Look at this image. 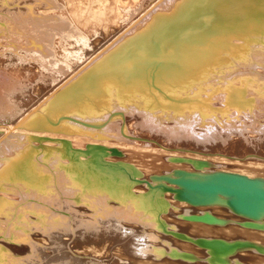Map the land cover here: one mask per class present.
Returning <instances> with one entry per match:
<instances>
[{"label":"bare ground","instance_id":"bare-ground-1","mask_svg":"<svg viewBox=\"0 0 264 264\" xmlns=\"http://www.w3.org/2000/svg\"><path fill=\"white\" fill-rule=\"evenodd\" d=\"M259 43L264 0H0V264H264V208L183 185L264 191V71L242 67Z\"/></svg>","mask_w":264,"mask_h":264},{"label":"water","instance_id":"water-1","mask_svg":"<svg viewBox=\"0 0 264 264\" xmlns=\"http://www.w3.org/2000/svg\"><path fill=\"white\" fill-rule=\"evenodd\" d=\"M183 185L187 187V193L191 194V198L188 199V201L192 204H204L209 201L210 198L221 192L230 195V202L235 210H238L250 219H255L264 208V191L256 187L254 183L236 175L220 174L219 177L213 181L187 179L183 180ZM191 217L203 222L217 221L216 217L209 213L200 215L192 214ZM248 222V225L251 227H262L258 221L252 220ZM205 240L210 247H214L220 252L229 249L230 246L219 240L204 239V241Z\"/></svg>","mask_w":264,"mask_h":264},{"label":"rangeland","instance_id":"rangeland-1","mask_svg":"<svg viewBox=\"0 0 264 264\" xmlns=\"http://www.w3.org/2000/svg\"><path fill=\"white\" fill-rule=\"evenodd\" d=\"M252 47H256L255 49L257 50V51L254 50L253 53H256V54L258 53V54H259V55L257 54L258 56H263V57H264V55H263V54H264V49H263L264 47H263V44H260V43H259V45L254 44V46H252ZM257 47L260 48V49H258ZM258 50H259V52H258ZM261 50H262V51H261ZM260 51H261V52H260ZM260 53H261V54L263 53V54L261 55ZM256 57H257V56H256ZM256 57H255V58H256ZM257 58H258V57H257ZM253 62H256V61H253ZM262 63H263V65H264V58H263V62H262ZM262 63H261V65H260L259 63H248V65H246V66H242V67H248V66H251V67H253V68H257V67H259V68H261V70L264 71V69H263L264 67H262V66H263ZM249 64H250V65H249ZM258 65H259V66H258ZM257 112H258V111H257ZM258 115H259V117L262 116V115H264V111L262 110V112H258ZM261 118H263V117H261ZM261 118H260V119H261ZM217 125H218V124H217ZM174 161H175V159H174ZM63 189H64V188H63ZM63 189L61 188V189H60L61 191L59 190V192H60L61 194H60V193L58 194V193H57L58 191H56V193H57V195H59V197L55 194V191H54V193H53L52 196L50 195V196L46 197L47 200L49 199V203H50V205H49L48 201H47V204H46L45 199H44L45 196L43 197V196L39 195V199H40V203H41V205L44 204V205L42 206V209H43V210L41 209V211H43V212H42L43 214L40 213V212H38V216H37L35 213H34V214H33V213H30V214H31L30 216H32V217H29L30 220H29V223H27V226L29 227V229H26V230H25V232H27V234L30 233V234L34 235V234H37V233H41V234L44 233V229H45V227H48V225H50L49 227H51V223H50L51 220H52V214H51V212L53 213V212H59V211H60V210L58 209L59 207H57L56 205L60 206V205H59V204H60V201L63 200V199H65V200H71V199H73V198L76 196V195H74V191L71 190V192H70V191H69L70 189H68V188H67L68 190H67V189H66V190H63ZM62 191H63L65 194H63ZM68 191H69V193H68ZM66 192H67V193H66ZM13 194H14V193H12L11 195H13ZM62 194H63V195H62ZM68 194L71 196V198L68 196ZM71 194H72V195H71ZM64 195L67 196V197L65 198ZM13 196H14V195H13ZM53 196H54L55 198H54ZM56 196L58 197V199L56 198ZM60 196H63V198H62L61 200L59 199V198H61ZM72 196H73V197H72ZM17 197H18V195H17ZM40 197H42L44 200H43L42 198H40ZM49 197H50V198H49ZM51 197H53V199H52ZM20 198L22 199V197L19 196V198H17L16 201H15V199H13V200H14V203L16 202V203H15L16 205H17V203H19V202L22 201V200H20ZM31 198H33V197H30V198L28 197V200H29V201L27 200V201H24V203H23V202H22V203L25 205L26 202L28 203V202L31 201V202H35V203H37V204L40 205V203H39V201H38L37 198H36L37 201H33V200H35V197H34V199H31ZM41 199H42V200H41ZM50 199H51V202H50ZM18 200H20V201L17 202ZM53 200H54V201H53ZM77 200H78V202H79V201H80V197H77ZM42 201H44L45 203H42ZM12 203H13V201H12ZM14 203H13V205H15ZM19 204H20V205H17V207H16V206H13V205L11 204L10 206H13L11 209H13V208L15 207V208L13 209L14 212L17 211V209H20V208L23 209V208H24L23 204H22V205H21V203H19ZM55 204H56V205H55ZM41 205H40V207H41ZM45 205H46V206L48 205V206H47L48 209H53V210L49 211V214H51V216L48 215V209L46 208ZM54 205H55V206H54ZM20 206H21V207H20ZM22 206H23V207H22ZM44 208H45V209H44ZM21 209H20V210H21ZM39 209H40V208H39ZM39 209H38V211H40ZM20 210H19V211H20ZM28 210H29V209H28ZM28 210H26L25 213H29L30 210H29V211H28ZM9 211H10V213H11L12 210H9ZM13 211H12V213H13ZM45 211H46L47 213H46ZM70 212H72V211H70ZM12 213H11V214H12ZM17 213H18L19 215L21 214L20 212H16V213L14 214V216H17V215H18ZM25 213H24V214H25ZM39 213H40V214H39ZM44 213H45V214H44ZM59 213H60V212H59ZM3 214H4V213L0 214V217H1V219H0V225H5V226L7 225V227H8V226L11 225V222H10V221H7V219H6V215L4 216ZM46 214H47V216H46ZM80 214H81V213H78V215H76V217L74 216V218L71 219V221H72V224H71V225H73L74 223H76V226L79 224V227H80V222H78V220H77V219H79V215H80ZM21 215H22V217H23V213H22ZM27 215H28V214H27ZM97 215H98V214L95 213L94 217L97 218ZM35 216H36V217H35ZM44 216H46V217H47L46 219H48V220L51 218V220L46 221V219H45ZM88 216H90V215H88ZM33 217H34V219H33ZM98 217H99V216H98ZM35 218H36V219H35ZM5 219H6V221H5ZM39 219H42L43 222L40 221ZM104 219H105V218H104ZM44 220H45V221H44ZM76 220H77V221H76ZM105 220H106V219H105ZM2 221H3V222H2ZM23 221H24V220H22V221H20V222H23ZM35 221H36V222H35ZM110 221H111V222L108 223V224H114V223H116V221H114V220L112 219V217H110ZM5 222H6V223H5ZM38 222H39L40 225L38 224ZM1 223H2V224H1ZM69 225H70V224H69ZM69 225L67 224V225H65V226L63 225V226H64V227H67V226H69ZM63 226L61 225V228H62ZM37 227H38V228H37ZM64 227H63V228H64ZM16 228L19 229V230L22 229V227H20V226H19V227H16ZM63 228L60 229V227H58V228H57V227H55V228L53 227V228H51V229H53L52 232H53V231H56L55 233H57V231L60 232L59 230H61V232L65 231V229L63 230ZM54 229H56V230H54ZM58 229H59V230H58ZM42 230H43V231H42ZM47 231H48V230H47ZM50 231H51V230H49V232H50ZM66 231H67V230H66ZM61 232H60V233H61ZM0 237H1V236H0ZM64 250H68V248H65ZM46 251L51 252V247H49V250H48V247H46ZM54 253L56 254L57 252H54ZM54 253H53V254H54ZM73 256H76L77 258L79 257V258H82V259H85V260H89L88 258H86V257H84V256L81 257V256L78 255V254H73ZM120 261H121V260H120ZM95 262L97 263V260L94 258L93 264H95ZM121 262H122V261H121ZM34 263L37 264L36 262H34ZM38 264H39V263H38ZM101 264H104V263L102 262ZM115 264H116V263H115ZM118 264H119V263H118Z\"/></svg>","mask_w":264,"mask_h":264}]
</instances>
